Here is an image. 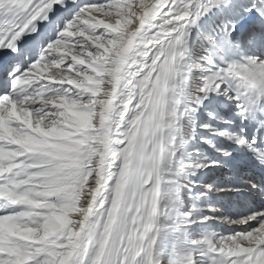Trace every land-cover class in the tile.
Wrapping results in <instances>:
<instances>
[{"label":"snow or ice","instance_id":"snow-or-ice-1","mask_svg":"<svg viewBox=\"0 0 264 264\" xmlns=\"http://www.w3.org/2000/svg\"><path fill=\"white\" fill-rule=\"evenodd\" d=\"M0 264H264V0H0Z\"/></svg>","mask_w":264,"mask_h":264},{"label":"rangeland","instance_id":"rangeland-1","mask_svg":"<svg viewBox=\"0 0 264 264\" xmlns=\"http://www.w3.org/2000/svg\"><path fill=\"white\" fill-rule=\"evenodd\" d=\"M200 115L202 116L201 119H203V120H208V121L211 120V117L208 116V112H206V111L200 113L199 116ZM201 119L200 118L197 119L198 122ZM197 133H198L197 139H196L197 141L193 140V143L190 145V146H194L193 148H191V149H193V151L190 152V156H189V158L193 161L199 158V154L197 153L198 148L204 147L205 148L204 150L207 151V146L203 145V138H206L208 135H210L206 129H199V130H197ZM198 141H199V143H198ZM195 144H197V145H195ZM221 175H222V179L225 181H229V179L234 180L233 174L227 172V170L225 171V173H223ZM232 197L230 199V198H226L223 195L222 197L217 198L215 196V194H212V198L210 200L209 199H201L200 201H207L208 205L206 207H216V208L221 209L222 212L229 213L232 215H236L237 214L236 210H238V208H240V206H238L239 197L237 199H233ZM203 207H205V205ZM217 228H216L217 231H220V232L227 234V228L226 227L218 226Z\"/></svg>","mask_w":264,"mask_h":264},{"label":"bare ground","instance_id":"bare-ground-1","mask_svg":"<svg viewBox=\"0 0 264 264\" xmlns=\"http://www.w3.org/2000/svg\"><path fill=\"white\" fill-rule=\"evenodd\" d=\"M207 112V111H206ZM201 115L199 116V114H198V116H197V119H201ZM199 130V129H198ZM197 141V140H196ZM190 145L193 143V140H191L190 142ZM195 145H197V144H195ZM194 146H190V147H188L187 148V153L188 154H190V152L191 151H193V149H191V148H193ZM205 149V148H204ZM247 165H249V163L248 164H246V169H251L252 168V166L250 165V166H247ZM249 167V168H248ZM244 174V171L243 170H241V172L240 173H238L236 176H234V180L233 181H237V180H239L240 179V176H242ZM199 175V174H198ZM230 180V179H229ZM225 181V180H224ZM227 182V181H226ZM226 198H230L231 199V197L233 198V199H237L238 197H239V200H238V206H240V208H238V210H236V212H237V214H239V213H241V212H243L244 210H245V207H246V205H247V203L249 202L248 201V198L247 197H245V196H241V195H235V194H233V195H224ZM210 200V199H209ZM225 200V199H224ZM200 203H201V206L203 207L204 205H205V207L208 205V203H207V201H200ZM211 203V202H210ZM235 214V213H234ZM236 214V215H237ZM218 227V226H217ZM218 229V228H217ZM224 231V230H223Z\"/></svg>","mask_w":264,"mask_h":264}]
</instances>
